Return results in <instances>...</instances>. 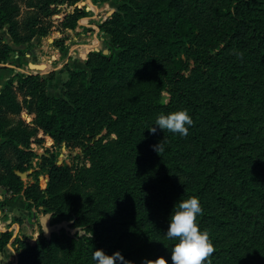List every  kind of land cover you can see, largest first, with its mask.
<instances>
[{"label": "trees", "instance_id": "obj_1", "mask_svg": "<svg viewBox=\"0 0 264 264\" xmlns=\"http://www.w3.org/2000/svg\"><path fill=\"white\" fill-rule=\"evenodd\" d=\"M53 1H38L23 37L16 6L0 0V29L15 44L46 35ZM120 1L100 25L116 60L89 54L88 72H71L60 97L47 94L39 73L15 74L16 90L11 79L0 90V187L22 195L27 210L43 206L51 224L85 231L48 240L41 230L33 244L16 236V264H94L96 249L119 251L130 264H171L168 216L189 197L199 199L197 222L215 249L207 264H264V0ZM80 14L62 25L73 29ZM10 52L0 40V64ZM179 109L194 121L186 137L148 130ZM23 111L31 123L8 127L6 116ZM44 136L82 145L90 162L57 166L42 155L51 167L45 191L21 178ZM9 150L15 163L4 158ZM11 238L0 231V251Z\"/></svg>", "mask_w": 264, "mask_h": 264}, {"label": "rangeland", "instance_id": "obj_2", "mask_svg": "<svg viewBox=\"0 0 264 264\" xmlns=\"http://www.w3.org/2000/svg\"><path fill=\"white\" fill-rule=\"evenodd\" d=\"M39 0H12L17 8V16L14 18L16 32L19 36H26V20L36 12V4ZM120 0H79L68 4L61 0H54L50 8L55 11L45 21L48 32L44 36H33L29 41L15 44L7 26L0 29V40L7 42L12 47L6 62L0 64V90L11 79L12 86L16 90L17 77L13 76L23 73H39L47 77L46 92L49 96L60 97L64 92V84L73 71L85 70L86 60L89 54H102L117 58L118 49L111 44L102 33L100 25L120 4ZM75 9L81 10L73 29H67L62 25L68 14ZM72 20H69L71 23ZM23 36V37H24ZM178 54L184 57L183 50ZM30 64V66H28ZM41 68V70H40ZM32 69V70H31ZM39 70V71H37ZM41 72V73H40ZM18 99L21 95L17 94ZM8 127L17 124L18 120L31 123V118L26 111L18 116H6ZM102 131L96 138L102 137ZM39 136L42 133L39 132ZM0 137V141H2ZM34 156L30 158L29 169L21 174L24 186L38 179L42 190L47 188L51 168L48 163L41 166L42 155L51 156L55 165L71 168L88 167L89 159L85 157L82 145H70L66 142L55 144L49 136H44L42 145H31ZM11 149V148H9ZM5 152L4 158L15 163L16 154L9 150ZM0 162V173L3 172ZM35 172V173H34ZM0 231H10L12 238L6 247L0 251V264H16L17 256L13 239L16 236L26 238L30 243H35L37 236L41 233L39 218L45 214L43 206L25 208L22 195L10 197L3 187H0Z\"/></svg>", "mask_w": 264, "mask_h": 264}, {"label": "clouds", "instance_id": "obj_3", "mask_svg": "<svg viewBox=\"0 0 264 264\" xmlns=\"http://www.w3.org/2000/svg\"><path fill=\"white\" fill-rule=\"evenodd\" d=\"M193 123L188 111L179 109L167 114H159L148 130L153 134L157 132V129L167 130L186 137ZM202 211L199 199L196 197L179 199L174 203L168 216V227L164 233L172 242L169 248L171 264H207L208 258L215 251L208 232L201 230L197 222ZM91 235L92 233H89V239ZM91 259L94 264H130L119 251L109 255L102 249H96ZM157 260L160 264H167L163 257H158L153 262Z\"/></svg>", "mask_w": 264, "mask_h": 264}, {"label": "water", "instance_id": "obj_4", "mask_svg": "<svg viewBox=\"0 0 264 264\" xmlns=\"http://www.w3.org/2000/svg\"><path fill=\"white\" fill-rule=\"evenodd\" d=\"M50 213H45L39 218V226L42 230V234L48 240L50 239L52 233L59 232L60 230L64 229L66 232L70 234L79 233V235L84 234L85 231L82 230L80 227H70L72 221H62L59 223L51 224L50 222ZM81 230L80 232L78 230Z\"/></svg>", "mask_w": 264, "mask_h": 264}, {"label": "crops", "instance_id": "obj_5", "mask_svg": "<svg viewBox=\"0 0 264 264\" xmlns=\"http://www.w3.org/2000/svg\"><path fill=\"white\" fill-rule=\"evenodd\" d=\"M28 66H30V64L28 65ZM32 70V69H31ZM40 70H41V68H40ZM37 71H39V70H37ZM41 73V72H40Z\"/></svg>", "mask_w": 264, "mask_h": 264}]
</instances>
